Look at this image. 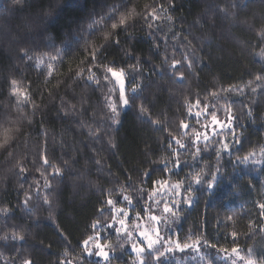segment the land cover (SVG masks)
Instances as JSON below:
<instances>
[{"label":"trees","instance_id":"obj_1","mask_svg":"<svg viewBox=\"0 0 264 264\" xmlns=\"http://www.w3.org/2000/svg\"><path fill=\"white\" fill-rule=\"evenodd\" d=\"M154 3L163 4L171 19L161 13L158 27L153 24L151 29L137 19L125 32L111 27L118 17L107 19L122 0H23L21 4L0 0V119L5 113L12 119L18 115L9 95L13 78L22 90L27 86L40 106L34 116L30 105L23 108L31 123L21 121L19 136L7 150L0 148V209L6 210L0 211V236L12 232L24 236L23 241L0 240V264L19 262L21 257L33 264H60L65 251L70 259L79 257L80 264H109L83 253L81 247V241L92 234L94 221L111 222L109 198L131 209L130 222L149 227L153 226L150 213L161 214L165 200L179 201L178 219L167 227L161 224L164 239L156 248L166 247L169 239L184 243L189 236L200 238L198 251L176 250L160 261L152 260L145 249V264L149 260L152 264H245L249 258L264 264V216L258 208L264 203L260 153L264 148V0H129L121 12L135 8L139 13ZM117 38L119 45L111 43ZM101 44L106 45L103 63L124 70L127 106L120 98L119 83L110 74L105 80L101 69L94 68L98 84L72 78L78 67L88 66L90 51ZM25 52L32 60L22 58ZM173 58L181 61L176 72L171 68ZM186 59L192 60L191 67ZM40 60L43 64H38ZM235 87L242 91H229ZM213 92L219 96H212ZM61 98L78 111L64 116ZM205 105L222 121L229 114L225 108L230 109L239 143L226 129L210 138L206 147L205 141L194 146L191 129L213 125L204 114ZM182 122L188 129L181 127ZM224 143L229 150H224ZM173 149L179 154V168L173 167L177 159ZM42 150L50 164L61 169L60 175L42 165ZM253 151L256 155L245 161ZM17 161L25 172L18 171ZM146 171L148 178L142 175ZM197 172L199 184L193 180ZM157 179L169 181L167 189H159L168 194L153 198L161 201L159 206L146 201ZM177 182H182L179 196L171 187ZM189 185L190 195L185 191ZM121 188L132 199L131 205L122 199ZM25 194L31 197L27 207ZM185 199L192 200L191 206ZM136 212L141 214L139 221ZM101 235L114 249L110 264H138L130 240L112 228L103 229ZM233 247L238 255L231 252Z\"/></svg>","mask_w":264,"mask_h":264},{"label":"snow or ice","instance_id":"obj_2","mask_svg":"<svg viewBox=\"0 0 264 264\" xmlns=\"http://www.w3.org/2000/svg\"><path fill=\"white\" fill-rule=\"evenodd\" d=\"M15 2L17 4H21L23 3V0H15ZM128 3H129V0H122V4L120 6H113V8L110 10L111 14L107 17V19L115 20L118 17V23L111 24L112 29H116L119 26V27H122L125 32H127L129 28L134 27V23L137 19H142L149 29L153 27V24H157V27H158L157 22L160 21L161 19V13L164 14L165 18L171 19V17L168 16L167 10L164 8L163 4H159V3H154L152 5H145L143 10L139 13L136 11L135 8L127 10L126 12H121V8H126ZM170 7H174V5H170ZM101 19H105V17L102 16ZM94 23H99V21H94ZM261 36L264 37V31L261 32ZM105 40L107 41V37H105ZM111 43L119 45L120 42H119V39L117 38L111 41ZM105 51H106L105 44H101L98 48L92 49L88 56V66L86 68L82 66L78 67L76 71L74 72V75L72 78L75 80L84 79L88 82H94L98 84L100 80L96 76L94 68L101 69L104 73L103 78L105 80L109 78L108 74H110L111 77L115 78V81L119 83L120 98L123 104L127 106L129 104V100L125 96V93H124V85H125L124 70L120 69L119 71H117L111 65L104 64L103 58H104ZM261 54L264 55V52H262ZM22 58L27 59V60H32V57L27 55V52L24 53ZM58 58L59 57L57 56V57H53L52 59H58ZM83 63L84 62L82 61L81 64L83 65ZM186 63L188 67L192 66V60L186 59ZM38 64H43V61L42 60L38 61ZM180 64H181V61L173 58L172 64H171L172 70L174 72L178 71L177 66ZM48 69L49 70H48L47 75L51 76L53 72L51 64L48 65ZM180 78H183V73H180ZM256 79L261 80L262 77L257 76ZM231 90L242 91L238 87L230 88L229 91ZM133 91L135 92L136 89H133ZM253 91H255V89H253ZM9 95L13 97L16 102L15 106H16L18 115L15 119H12L8 113H5L4 117L0 119V148H4L5 150H7V147H10L11 143L19 136L21 121L28 120V122L31 123V119L23 113V108L30 105L32 109V115L34 116L35 112L40 107L32 99L31 93L27 90V86H25V88L22 90L20 87V82L15 78L9 80ZM49 95H51V93H49ZM211 95L214 97H217L219 96V93L213 92L211 93ZM195 104L197 105V107L200 106L199 99L195 101ZM60 107H61V110L64 116H67L69 114V111L73 113L78 111V109L76 108V105L71 104V102L66 101L63 98H61ZM110 108L114 115H118L117 109L114 104H110ZM140 110L141 112L146 111V109H144L143 106H141ZM225 111L228 112L229 114L227 116V120L222 121L218 119L215 111L209 112L208 106L207 105L204 106V114H206L207 116H210L212 124L214 126L218 125L221 129H224V128L228 129L229 130L228 134L233 137V140L236 143H239V139L236 137L235 128L232 123L235 117H233L230 114V109H228L227 107L225 108ZM189 112L191 114V109H189ZM195 115L199 117L201 115V112L197 111ZM154 123H159V121H154ZM181 127L188 129L189 126L188 124H185L182 122ZM205 127L207 126L205 125ZM191 133L195 137V140L193 141L194 146L201 140V138L205 141V147L207 146V141L209 140V136L206 132L201 133L197 129L192 128ZM44 135H46V133H44ZM213 135L214 136L220 135V133L213 132ZM176 143L179 144L181 148L185 147V145L181 143L180 140H176ZM171 147L172 145L170 143L169 148ZM223 148L224 150H229V145L227 143H224ZM199 151H200V148L197 147L196 148L197 154L199 153ZM260 153L261 155H264V148H261ZM11 155L12 153L9 152V156ZM173 155L177 157L173 167L179 168L181 161L179 159V154L175 149H173ZM255 155L256 153L255 151H253L252 153L249 154V156H245L243 159L247 161L249 157H254ZM40 159H41L42 165L53 168L54 175L58 176L61 174L60 168L55 167L50 164L47 158L46 152L44 150H42L41 152ZM17 168L20 173H23L26 171L23 164L20 163L19 161H17ZM165 168H167L166 162H165ZM41 175L43 176L44 173L42 172ZM142 175L144 178L149 177V173L147 171L144 172ZM215 179L216 177L213 176L212 181L214 182ZM193 180L196 184H199L201 182L199 172H197L193 176ZM181 184L182 182H177L175 185L171 186L172 193L174 195L176 196L180 195ZM152 185L153 187L148 193L146 197V201H151L153 204L159 206L161 204V201L158 199H153V198L158 195L164 196L168 194L167 191H165L164 193H161L159 189L161 186L167 189L169 185V181L167 179H164V180L157 179V180L152 181ZM211 186L212 184L210 183L209 187ZM44 187L45 188L50 187V183L46 177H45ZM127 187L130 188L132 187V185H128ZM138 190L144 191L143 188H139ZM37 191H39V189H37ZM119 191L121 192L122 199L125 202H127V204L131 205L132 199L127 195H123L124 188H121ZM185 191L190 195L191 185H189V188L186 189ZM30 199L31 197L25 194V200L23 201L25 207H27ZM44 202L49 203L47 196L44 197ZM184 202L188 206H191L192 204V200L190 199H185ZM106 206L109 208V211L112 213L111 222L106 221L104 224H101L100 220L94 221L91 225L92 234L87 235L86 238H84L81 241L82 252L86 253L88 256L96 255V256L102 257L104 261L109 262L110 264L109 252L114 251V249L112 247L111 242L107 241V239L101 235V232L103 229L113 228V227H115L116 233L118 235L122 233L126 240H132L133 233L139 229V236L143 237L144 241H146V247L149 252V256L152 258V260H155V261H160L161 257L167 255L168 253L174 252L176 250H179L181 252H183L185 249H188V248H193V249H196L197 251L199 250V246L201 243L200 238L196 237L195 239H193L191 236H189L187 238V241L184 243H181V241L178 238L175 240L169 239L166 241V245H167L166 247L156 248V245L160 244L161 241L164 239L160 233L161 224H164L165 227H167L170 223L175 222V220L178 219L177 212L179 211V201L165 200L162 205L161 214H155L154 212H152L148 215V220L151 221L153 224L152 227L142 226L141 224L136 223L132 231H129L128 224H127V218L129 216L131 209H126L125 207L120 206L118 201H115L111 198L106 200ZM258 208L260 210V214L264 216V203H259ZM0 211H6V210L0 209ZM99 212L101 213V216L103 217L104 209L103 208L99 209ZM117 217H119V219H117ZM135 217L137 221L142 219L140 212H136ZM117 224L119 225L118 227H116ZM231 235L233 236V238H235L237 233L233 232ZM0 240L23 241L24 236L17 234L16 232H12L11 234L6 233L3 236H0ZM120 247H123V244H121ZM132 247H133V250L137 253L138 257H140V259L138 260V264H145V261L142 258V254L145 252L144 245L141 244L140 246H137V243L134 242L132 244ZM250 251L251 250H249V252ZM231 252L233 254L238 255V249L236 247H233L231 249ZM64 256H65V259L62 260L60 264H74V259H75V264H80L79 257L70 259L68 258L69 253L67 251H65ZM241 259H243V257H241ZM152 260H149V264H152ZM12 264H33V261L30 258L21 257L19 262L13 261ZM233 264H235V261L233 262ZM245 264H255V261L249 258L245 262Z\"/></svg>","mask_w":264,"mask_h":264},{"label":"rangeland","instance_id":"obj_3","mask_svg":"<svg viewBox=\"0 0 264 264\" xmlns=\"http://www.w3.org/2000/svg\"><path fill=\"white\" fill-rule=\"evenodd\" d=\"M233 123V122H232ZM205 127V126H204ZM204 127L202 128V129H204ZM201 129V133H204V132H206L207 134H208V136H209V139L210 138H212L214 135H213V132H220V131H222V130H226V128H224V129H221L218 125H212L210 128L209 127H207V128H205L204 130H202ZM200 141H204L202 138H201V140ZM130 216H128V218H129ZM127 218V224H128V229H129V231H132V229H133V227H134V223H132V222H130L129 221V219ZM117 219H119V217L117 218ZM139 224H141L142 226H147L146 224L144 225L143 223H139ZM119 225L117 224L116 225V227H118ZM149 227V226H148ZM114 231H115V227H113L112 228ZM115 233H116V231H115ZM119 236H122V237H124L123 236V234L121 233V234H119ZM132 243H137V246H140L139 244H138V242L140 243V244H143L144 245V247H145V249H147V247H146V241H144V239H143V237H141V236H139V229L137 230V231H135L134 233H133V239L132 240H130ZM131 243V244H132ZM156 246H158V245H156ZM131 249H132V252L134 253V255H137V253L133 250V247L131 246ZM107 250V249H106ZM112 255V252L110 251L109 252V257ZM143 255V254H142ZM95 258L97 259H99V260H101V261H103V262H105L104 261V259L102 258V257H99V256H96L95 255ZM139 259H140V257H139Z\"/></svg>","mask_w":264,"mask_h":264}]
</instances>
